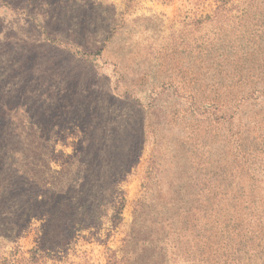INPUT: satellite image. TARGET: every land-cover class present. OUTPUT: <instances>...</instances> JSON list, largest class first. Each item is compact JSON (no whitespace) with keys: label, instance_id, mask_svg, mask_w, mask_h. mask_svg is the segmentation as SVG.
Here are the masks:
<instances>
[{"label":"rangeland","instance_id":"374dc122","mask_svg":"<svg viewBox=\"0 0 264 264\" xmlns=\"http://www.w3.org/2000/svg\"><path fill=\"white\" fill-rule=\"evenodd\" d=\"M0 264H264V0H0Z\"/></svg>","mask_w":264,"mask_h":264},{"label":"trees","instance_id":"16d2710c","mask_svg":"<svg viewBox=\"0 0 264 264\" xmlns=\"http://www.w3.org/2000/svg\"><path fill=\"white\" fill-rule=\"evenodd\" d=\"M69 157H73V156L71 155V156H69Z\"/></svg>","mask_w":264,"mask_h":264}]
</instances>
